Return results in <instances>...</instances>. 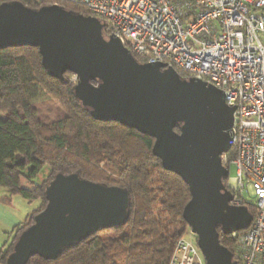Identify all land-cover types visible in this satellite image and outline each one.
Wrapping results in <instances>:
<instances>
[{
    "label": "water",
    "instance_id": "obj_1",
    "mask_svg": "<svg viewBox=\"0 0 264 264\" xmlns=\"http://www.w3.org/2000/svg\"><path fill=\"white\" fill-rule=\"evenodd\" d=\"M18 47L38 49L49 77L76 76L75 97L94 120L154 139L153 156L188 186L191 199L182 217L205 264H237L220 243L219 230L225 236L246 231L253 215L230 204L234 196L222 157L232 149L236 108L220 89L182 79L165 64L140 63L118 39L106 37L100 19L59 5L0 4V50ZM46 196L45 210L19 236L7 264H28L36 256L56 260L89 237L124 226L130 216L128 191L78 174L57 175Z\"/></svg>",
    "mask_w": 264,
    "mask_h": 264
},
{
    "label": "trees",
    "instance_id": "obj_2",
    "mask_svg": "<svg viewBox=\"0 0 264 264\" xmlns=\"http://www.w3.org/2000/svg\"><path fill=\"white\" fill-rule=\"evenodd\" d=\"M6 2L32 9L59 5L91 15L84 6L65 1L2 0L0 4ZM71 76L49 77L38 49L0 50V193H6L9 203L16 197L39 201L25 222L8 234L12 239L0 248V264H7L19 236L45 210L50 183L57 175L71 174L128 191L129 219L124 226L103 230L64 250L56 260L36 256L28 264H169L177 242L189 231L182 217L191 199L188 186L153 156L154 139L118 123L94 120L76 99ZM39 94L55 100L65 117L52 124L42 122L34 106ZM227 156L234 159V149ZM46 167L50 174L38 184L36 179ZM248 209L254 217V207ZM219 234L220 243L234 254L235 239L220 230Z\"/></svg>",
    "mask_w": 264,
    "mask_h": 264
},
{
    "label": "built area",
    "instance_id": "obj_3",
    "mask_svg": "<svg viewBox=\"0 0 264 264\" xmlns=\"http://www.w3.org/2000/svg\"><path fill=\"white\" fill-rule=\"evenodd\" d=\"M57 1L84 6L105 24L106 37L118 39L142 64H165L213 85L236 108L235 157H222L227 168H237L230 204L256 213L248 230L230 235L233 256L237 264H264V0ZM169 264H205L191 231L177 242Z\"/></svg>",
    "mask_w": 264,
    "mask_h": 264
},
{
    "label": "rangeland",
    "instance_id": "obj_4",
    "mask_svg": "<svg viewBox=\"0 0 264 264\" xmlns=\"http://www.w3.org/2000/svg\"><path fill=\"white\" fill-rule=\"evenodd\" d=\"M70 79L72 80L73 76H71ZM34 106L40 112V116H39L40 120L47 124L56 123L65 117V112L59 106V104L55 100L50 99L43 94H39V97H37V99L34 101ZM228 169H229V177L227 179V187L231 190H237L238 189L237 168L235 165H231ZM49 174H50L49 168L47 167L44 168L41 171L39 177L36 179V182L38 184L44 182L47 179ZM250 191L252 195L253 190L251 189ZM246 197L249 198L248 196ZM20 201L24 203V204H20V210L24 212L22 214L24 217L26 216L25 215L26 213L28 214L29 212H32L39 206V201L30 203L24 200L23 198H21ZM249 201L250 203H252L251 199ZM188 230L190 231L189 228ZM10 241L11 240H8L9 243Z\"/></svg>",
    "mask_w": 264,
    "mask_h": 264
},
{
    "label": "crops",
    "instance_id": "obj_5",
    "mask_svg": "<svg viewBox=\"0 0 264 264\" xmlns=\"http://www.w3.org/2000/svg\"><path fill=\"white\" fill-rule=\"evenodd\" d=\"M6 197V193H0V248L12 239L8 238V234L13 233L16 226L23 224L31 213H26L25 217L22 215L24 212L20 210V204L24 203L20 201V197L12 198L11 203Z\"/></svg>",
    "mask_w": 264,
    "mask_h": 264
}]
</instances>
